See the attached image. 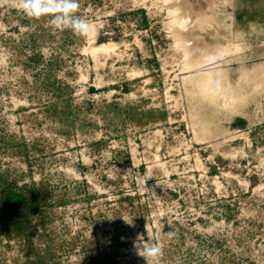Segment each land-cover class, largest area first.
<instances>
[{
    "label": "rangeland",
    "instance_id": "1",
    "mask_svg": "<svg viewBox=\"0 0 264 264\" xmlns=\"http://www.w3.org/2000/svg\"><path fill=\"white\" fill-rule=\"evenodd\" d=\"M76 15L0 0V264H264V0Z\"/></svg>",
    "mask_w": 264,
    "mask_h": 264
},
{
    "label": "clouds",
    "instance_id": "2",
    "mask_svg": "<svg viewBox=\"0 0 264 264\" xmlns=\"http://www.w3.org/2000/svg\"><path fill=\"white\" fill-rule=\"evenodd\" d=\"M19 8L25 15L33 18L48 17L49 23L57 28H71L74 32L87 36L91 29L88 20L76 15L79 9V0H18ZM186 21H177V27L183 28ZM133 224V223H129ZM146 240L142 234H138L133 241V247L137 254L142 256L149 264L150 260H158L163 255V249L156 243H151L148 235Z\"/></svg>",
    "mask_w": 264,
    "mask_h": 264
}]
</instances>
